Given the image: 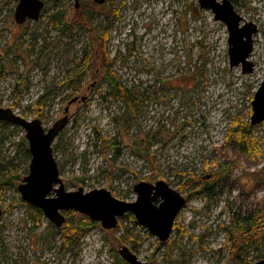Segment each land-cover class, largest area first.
<instances>
[{"label":"rangeland","instance_id":"1","mask_svg":"<svg viewBox=\"0 0 264 264\" xmlns=\"http://www.w3.org/2000/svg\"><path fill=\"white\" fill-rule=\"evenodd\" d=\"M43 1L40 20L19 25L18 0H0V107L40 119L48 130L78 99L53 144L67 191L107 189L133 202L136 184L162 180L187 203L166 242L132 214L115 230L94 222L89 231L66 237L68 223L89 218L62 212L66 222L58 228L23 200L18 187L29 174L26 133L0 122V173L12 178L0 181V264H127L122 246L148 264H243L235 255L245 241L242 232L224 228L247 217L257 225L246 238L257 242L241 254L258 261L253 251L264 241V122L252 126L254 143L245 148L227 137L236 125L250 124L251 103L264 80V0H231L259 29L251 74L230 68L228 30L201 11L198 0H107L104 7L80 0L78 9L73 0ZM106 56L122 84L145 96L129 124L115 121L124 104L106 95ZM85 71L80 83H69ZM145 136L152 140L154 166L135 154L133 142ZM104 139L117 143L111 147ZM225 172L229 178L222 180ZM208 186L213 197L199 193Z\"/></svg>","mask_w":264,"mask_h":264},{"label":"water","instance_id":"2","mask_svg":"<svg viewBox=\"0 0 264 264\" xmlns=\"http://www.w3.org/2000/svg\"><path fill=\"white\" fill-rule=\"evenodd\" d=\"M75 7H80V0H73ZM107 0H93L104 5ZM201 11H210L214 20L223 23L229 33L230 68L241 66L244 74L254 72L255 64L250 60L254 51L255 36L258 27L247 22L236 11L231 0H198ZM45 3L43 0H18L15 9V22L19 25L28 20H40ZM75 98L65 109V116L46 130L40 119L27 120L17 115L10 108L0 107V122L18 125L25 130V138L31 154L29 174L18 187L25 202L38 208L56 227L66 222L62 212H77L86 215L91 222H98L105 230H115L119 220L132 214L137 223L148 229L161 242H166L172 235L176 218L187 200L165 181L140 182L134 186L137 198L133 202L119 200L107 189H96L85 192L67 191L60 177V169L55 157L53 144L69 123V106L76 102ZM252 126L264 122V80L254 94L252 100ZM54 193V196L49 195ZM3 212L0 208V218ZM119 255L127 264H148L138 259L128 247L122 246ZM250 264H264L260 259Z\"/></svg>","mask_w":264,"mask_h":264},{"label":"trees","instance_id":"3","mask_svg":"<svg viewBox=\"0 0 264 264\" xmlns=\"http://www.w3.org/2000/svg\"><path fill=\"white\" fill-rule=\"evenodd\" d=\"M105 5H107V2L104 5H101V7H104ZM53 17L56 18L58 22L63 23V19H58L59 16H53ZM105 35L106 33L104 34V36ZM101 39H102V44L104 45L105 38L101 37ZM110 65H111V62L109 61L108 56H106L104 60L105 71L103 74L104 75L103 79L106 83V95L115 100H120L124 104L123 114L115 118V121L118 124L122 123L121 125H123V123L129 124L132 120L137 119L140 106L143 104L145 96L144 94L138 91H135V89L126 88L122 84L118 75L116 74V72L113 71ZM85 73L86 71L81 73L79 76L75 78V80L70 79L69 83H72L73 81H77L78 83H80ZM44 99H45V95L41 96L39 100H37V103H36L37 107H40L41 101ZM252 128H253L252 125L248 123L245 124L244 126L240 124L236 125V127H233L232 130L229 132L227 139L230 141H233V140L237 141V143L241 144L242 146L245 145V147H247L249 143L251 142L254 143V139L249 134ZM97 136L99 135L97 134ZM104 141L108 142V144H110L111 147H114V145H116L117 143L116 139H108V140L104 139ZM151 143H152L151 138L149 136H145L144 138L135 140L133 142V146L135 148V154L137 155L138 158L154 166L155 158H154L153 152L151 151V147H152ZM55 149H58V145H56ZM24 157L26 160L31 159V154L27 146L24 148ZM218 167L220 168V173L221 171L226 170L222 164H220ZM228 178H229V174L225 172V175L223 176L222 180H227ZM11 180L12 178H6L5 176L2 175V173H0V181H2L3 184L10 183ZM199 193H205L206 195H209V197H213L215 194L210 186L203 187ZM37 212H39V210H37ZM79 222L80 223L78 225L68 223L67 226L63 230L64 235H66V237L75 238L76 236H79L81 232L89 231L91 227L95 225L94 222H91L89 221V219H86V218H84L83 220H80ZM256 225H257L256 221H253L249 217H247L245 220L234 218L232 225L224 228L230 234L233 233L234 229L242 232L244 236L243 238L245 239V241H243L244 243L241 244L239 247L235 248L236 250L235 255H236V258H239L243 264L251 263L250 261H247L246 259H244L241 253L247 252V250L251 248V245H253L252 243L257 242L255 238H252V239L246 238V237H249V235H251V233L254 231V226ZM253 252H256V257H255L256 260L264 259L263 239L258 240V245L256 248H254ZM117 261L122 263V261L119 260L118 258H117Z\"/></svg>","mask_w":264,"mask_h":264},{"label":"flooded vegetation","instance_id":"4","mask_svg":"<svg viewBox=\"0 0 264 264\" xmlns=\"http://www.w3.org/2000/svg\"><path fill=\"white\" fill-rule=\"evenodd\" d=\"M28 22H29V20H28L25 24H27ZM25 24H24V25H25ZM124 262H125V261H124Z\"/></svg>","mask_w":264,"mask_h":264}]
</instances>
